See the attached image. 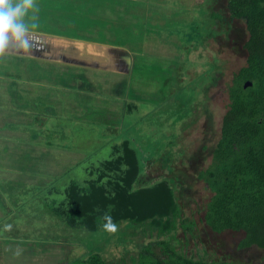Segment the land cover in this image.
Masks as SVG:
<instances>
[{"label":"rangeland","instance_id":"obj_1","mask_svg":"<svg viewBox=\"0 0 264 264\" xmlns=\"http://www.w3.org/2000/svg\"><path fill=\"white\" fill-rule=\"evenodd\" d=\"M35 2L30 57L0 63V165L7 167L0 249L10 239L38 248L30 256L18 247L16 256L9 247L0 264H70L93 253L109 264H142L148 245L146 264L165 248L210 264H264L263 250L240 248L245 233L218 234L205 224L213 193L198 178L211 163L229 88L248 57L246 24L232 19L228 0ZM126 141L139 164L130 193L116 182L137 166L128 150L129 160L120 159ZM94 187L115 198V234L91 218L107 212L103 203L83 209V220L74 216L73 199ZM141 190L149 192L136 201ZM136 202L141 217L172 208L139 225ZM172 212L176 229L161 235Z\"/></svg>","mask_w":264,"mask_h":264},{"label":"trees","instance_id":"obj_2","mask_svg":"<svg viewBox=\"0 0 264 264\" xmlns=\"http://www.w3.org/2000/svg\"><path fill=\"white\" fill-rule=\"evenodd\" d=\"M227 8L231 17L242 20L246 24L249 38L244 47L248 57L246 66L234 75L229 88V108L223 117L221 138L213 151L211 163L198 174L199 180L203 181L213 193V197L207 204L204 220L205 224L218 234L226 231L245 233L240 243L241 249L254 246L264 252V0H229ZM248 82L252 83V86L245 88ZM123 144L121 148L124 154L120 156V159L129 160L125 154L128 150L130 161L134 159L133 163H137V166L125 165L128 168L126 167L119 175L122 181L117 179L116 182H118L117 187L122 186L123 183L128 184L127 193H130V183L132 186V178H136L139 164L130 143L126 141ZM109 166L110 169L116 170V167L119 168L122 165ZM106 191V188L94 187L90 193L87 191V194L82 197L81 195L73 197L71 209L77 220H83V209L90 208L93 212L94 206L98 203H103V207L108 211L109 206L115 202V198L110 199L106 196ZM115 191L121 192L120 189ZM164 191L169 200L165 189ZM148 192L141 190L136 201L144 199V194ZM124 206L126 208L124 213H127L126 216H129L127 219H130V203H125ZM170 207L163 215L141 217L137 213L136 202V211H133L132 215L138 217L140 221L134 223L143 225L148 220H161L171 211L172 207ZM118 212L117 205L114 211V222L119 220ZM91 218L98 226L103 223L98 216H91ZM177 218L178 214L172 212L165 221L160 223L158 227L160 234L165 235L176 229ZM151 249V245L144 249L141 254L142 264H146L151 259ZM70 264L109 263L100 254L93 253L86 259ZM151 264L210 263L187 258L177 254L171 248H165L164 257L152 261Z\"/></svg>","mask_w":264,"mask_h":264},{"label":"clouds","instance_id":"obj_3","mask_svg":"<svg viewBox=\"0 0 264 264\" xmlns=\"http://www.w3.org/2000/svg\"><path fill=\"white\" fill-rule=\"evenodd\" d=\"M39 7L35 0H0V63L6 62L15 56L27 59L32 52V29L37 25ZM109 210L100 219L103 220L102 229L110 234H115L119 228L114 223ZM99 211V209H97ZM10 230L11 225H6ZM21 253L16 251L15 255Z\"/></svg>","mask_w":264,"mask_h":264},{"label":"crops","instance_id":"obj_4","mask_svg":"<svg viewBox=\"0 0 264 264\" xmlns=\"http://www.w3.org/2000/svg\"><path fill=\"white\" fill-rule=\"evenodd\" d=\"M49 38H50V36H49ZM50 39H52V40H49L48 42H55V41H53L55 38H50ZM63 41V40H62ZM66 41V40H65ZM66 42H71L70 40L69 41H66ZM48 44H50V43H43V44H41V47L44 49V47L46 48V45H48ZM64 48V47H63ZM69 49H70V47H69ZM38 50H40V49H38ZM39 55V54H38ZM116 63H118V62H120V61H116V60H114ZM122 71H123V68H122ZM0 101H1V98H0ZM6 169H7V167L5 166V165H0V182H3V177L1 176V175H3V170L4 171H6ZM12 174H15L16 175V170H14V172L12 173ZM10 178H14V177H10ZM15 179V178H14ZM5 185L6 183H0V185ZM0 193H1V191H0ZM1 203V202H0ZM0 213H1V204H0ZM1 216V215H0ZM1 221V220H0ZM1 223V222H0ZM3 231H0V233H2ZM3 239H2V237H0V246L2 247V246H4V244H5V242L6 241H2ZM8 242V245H7V247L5 246V248H2V249H0V251H3V252H5V251H8V249H9V247L10 248H12L13 250H11V251H16L17 249H18V247L22 250L21 251V253L22 254H24L26 251L28 252V253H32V254H30V256H33V251H35L37 248H38V246L37 247H35L34 249H31V244L29 243V241H25V243L27 244L26 246H28V247H25V245H20L21 243L20 242H18V241H16L15 239H10L9 241H7ZM9 244H11V246H9ZM40 246V245H39ZM43 246H44V244H43ZM24 250H26V251H24ZM6 253V252H5ZM34 264H38V262H36V263H34Z\"/></svg>","mask_w":264,"mask_h":264},{"label":"water","instance_id":"obj_5","mask_svg":"<svg viewBox=\"0 0 264 264\" xmlns=\"http://www.w3.org/2000/svg\"><path fill=\"white\" fill-rule=\"evenodd\" d=\"M252 86V83L248 82L245 84V88H248V87H251Z\"/></svg>","mask_w":264,"mask_h":264},{"label":"flooded vegetation","instance_id":"obj_6","mask_svg":"<svg viewBox=\"0 0 264 264\" xmlns=\"http://www.w3.org/2000/svg\"><path fill=\"white\" fill-rule=\"evenodd\" d=\"M228 1H229V0H228ZM227 5H228V3H227ZM232 19H233L234 21H242V20L235 19V18H233V17H232ZM229 29H230V28H229ZM230 31H231V30H230ZM231 33H232V31H231ZM248 38H249V37H248ZM246 42H247V41H246ZM246 42H245V43H246ZM244 46H245V45H244Z\"/></svg>","mask_w":264,"mask_h":264}]
</instances>
